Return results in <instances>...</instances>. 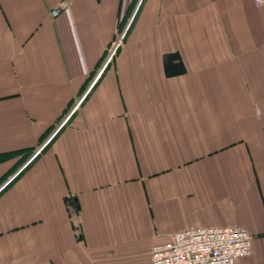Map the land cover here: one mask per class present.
Segmentation results:
<instances>
[{
    "label": "crops",
    "instance_id": "0c3cea01",
    "mask_svg": "<svg viewBox=\"0 0 264 264\" xmlns=\"http://www.w3.org/2000/svg\"><path fill=\"white\" fill-rule=\"evenodd\" d=\"M0 187V264H151L234 224L264 264V5L0 0Z\"/></svg>",
    "mask_w": 264,
    "mask_h": 264
},
{
    "label": "built area",
    "instance_id": "2783aa9c",
    "mask_svg": "<svg viewBox=\"0 0 264 264\" xmlns=\"http://www.w3.org/2000/svg\"><path fill=\"white\" fill-rule=\"evenodd\" d=\"M254 1L258 7L264 5V0ZM123 33L119 41L109 47L106 63L115 55ZM102 69L96 74V78ZM80 102L81 99L76 101L70 113L79 107ZM50 139L51 136L44 143L47 144ZM252 239V233L237 224L189 227L172 233L171 239L166 243L152 247L151 264H234L235 260L251 254Z\"/></svg>",
    "mask_w": 264,
    "mask_h": 264
},
{
    "label": "water",
    "instance_id": "95a60500",
    "mask_svg": "<svg viewBox=\"0 0 264 264\" xmlns=\"http://www.w3.org/2000/svg\"><path fill=\"white\" fill-rule=\"evenodd\" d=\"M61 10L62 9H60V8L53 9V14L58 15L61 12ZM177 61H179V62H177ZM165 71H166L167 76H172L175 74H181L182 72H185V67L181 61V57H180L179 53H168L165 55ZM44 144H46V143H44ZM44 144H43V146H45ZM43 146L41 147V149L43 148ZM41 149H40V151H41ZM40 151L38 150L36 153H34V155H32L29 158V160L23 166H21L20 169L17 172H15V174L7 182H9L12 178H14L18 174V172H21V170H23V168L26 165H28L33 160V158L36 157V155ZM4 185H2V186H4ZM1 188L2 187H0V189ZM69 201L72 202L71 199H69Z\"/></svg>",
    "mask_w": 264,
    "mask_h": 264
},
{
    "label": "rangeland",
    "instance_id": "374dc122",
    "mask_svg": "<svg viewBox=\"0 0 264 264\" xmlns=\"http://www.w3.org/2000/svg\"><path fill=\"white\" fill-rule=\"evenodd\" d=\"M125 22V21H124ZM122 26L120 27V29H119V31H118V33H117V36L114 38V40L112 41V43H114V42H117V41H119V39H120V37H121V35H122V33L125 31V29H126V27H127V24L125 25V23H124V25L123 24H121ZM124 34V36L122 37V39L120 40V44H119V46L117 47V51H116V53H115V55L113 56V58H111V60L108 62V63H106V59L108 58V54H109V47H108V51L106 52V54H105V56L103 57V59H102V61H101V65H100V67H99V71L101 70V68H103L102 69V71L100 72V74L97 76V78H96V76L94 77V80H95V78H96V80H98V78H101L102 77V75H105V72H106V70L108 69V68H110L111 66H113V64H116L117 62H118V59H119V57H120V55H121V52H122V48H123V45H124V38H125V35H126V32L125 33H123ZM112 43H111V45H112ZM111 45H110V47H111ZM98 71V72H99ZM97 72V73H98ZM95 80V81H96ZM76 110H77V108H76ZM76 110L75 111H73V112H71V115L72 114H74L75 112H76ZM70 113V112H69ZM67 121H69V120H67ZM34 152L35 151H33L32 153H30L28 156V158H30L33 154H34ZM16 169H18V167H15V169H13L14 171L16 170ZM12 170V169H11ZM12 172V171H11ZM11 174V173H10Z\"/></svg>",
    "mask_w": 264,
    "mask_h": 264
}]
</instances>
